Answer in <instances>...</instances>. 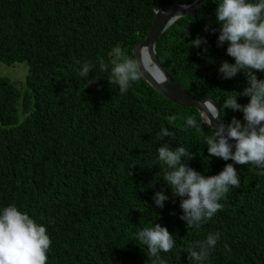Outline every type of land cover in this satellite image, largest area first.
<instances>
[{
	"label": "trees",
	"instance_id": "1",
	"mask_svg": "<svg viewBox=\"0 0 264 264\" xmlns=\"http://www.w3.org/2000/svg\"><path fill=\"white\" fill-rule=\"evenodd\" d=\"M194 1L163 0V6ZM219 3L208 0L182 17L156 48L189 94L222 109L235 93L247 105L242 93L250 85L243 72L227 80L219 72L224 61L235 63L227 44L217 46ZM157 8V0H0V63L29 69L26 92L0 77V211L15 205L46 227L47 264H153L137 233L156 223L175 239L156 264H191L187 250L215 233L217 244L202 264H264V175H258L264 170L210 157L205 137L213 130L197 109L167 100L141 79L123 95L108 81L121 55L135 58L133 43L146 38ZM197 38L204 43L191 47ZM85 62L93 65L88 77L79 74ZM222 113L224 123L243 122L242 112ZM171 116L177 119L169 123ZM189 116L200 131L186 126ZM162 126L174 135L159 141ZM163 144L185 147L195 158L183 162L205 177L226 164L236 168L240 187L199 228L180 219L181 200L163 181ZM160 191L169 197L162 209L153 200Z\"/></svg>",
	"mask_w": 264,
	"mask_h": 264
},
{
	"label": "clouds",
	"instance_id": "2",
	"mask_svg": "<svg viewBox=\"0 0 264 264\" xmlns=\"http://www.w3.org/2000/svg\"><path fill=\"white\" fill-rule=\"evenodd\" d=\"M159 11L160 9H156V12ZM215 14L220 26L217 46L227 44V55L235 60L234 64L224 61L219 72L225 80L243 72L250 86L242 95L250 97V102L247 105L239 104L238 94L235 93L236 95L226 99L222 109H218L212 102L204 104L206 115L203 123L213 130L211 136L205 137L207 150L210 157L231 160L241 166L251 164L264 170V80L258 79L255 74L264 73V0H220ZM208 30L206 27L205 31ZM212 31L215 32L216 29ZM138 42L142 41L134 42L133 46ZM202 43L204 41L197 38L192 41L191 47L199 48ZM92 69L93 65L85 62L79 74L88 77ZM100 70H108L102 59ZM145 74L159 84L166 82L163 70L153 62L147 46L140 49L138 57L121 55L119 62L114 61L108 81L111 85H118L120 94L123 95L128 92L132 82L140 79L143 81ZM228 109L242 112L243 122L233 117L230 123L221 122L213 126V119L220 120L222 110ZM166 119L171 123L177 117ZM186 126L201 130L192 116L187 117ZM173 135L168 128L162 126L156 139L162 141ZM233 140L236 141L235 151L230 143ZM182 158L192 160L195 155L183 146L173 149L168 144H163L158 148V162L161 166H166L163 167V181L171 188L173 197L180 198L183 211L180 219L191 230L193 227L199 228L203 222L211 220L222 210L223 204L220 201L227 197L231 188L238 189L241 182L233 164H226L218 175L205 177L184 163ZM258 175H264V171H260ZM168 199L163 191L157 192L153 197L155 206L161 209ZM137 239L147 246L149 258H155L153 264L160 260V252L168 253L175 245L173 235L166 227L157 223L154 227L138 231ZM218 239L219 233L209 234L206 241H197L190 247L187 254L191 264H202ZM50 247L51 239L46 227L30 218L26 212H22L15 205H9L0 211V264H47ZM225 248L228 246L225 245Z\"/></svg>",
	"mask_w": 264,
	"mask_h": 264
},
{
	"label": "water",
	"instance_id": "3",
	"mask_svg": "<svg viewBox=\"0 0 264 264\" xmlns=\"http://www.w3.org/2000/svg\"><path fill=\"white\" fill-rule=\"evenodd\" d=\"M208 0H196L191 4L187 5H176L168 10L164 9L163 0H157L159 12H156L155 21L150 28L147 37L144 41L135 43L133 46V52L135 57L139 56L140 49L147 46L152 55L153 62L157 64L164 72L166 76V82L164 84H159L153 80V78L145 74L143 81L146 82L152 89H154L158 94L164 96L166 99L173 101L182 107L195 108L199 111L202 116L203 122L205 118L206 109L204 104L206 102H212L216 105L218 109L219 106L212 99L208 100H197L195 97L191 96L182 86H180L169 74L168 70L160 64L156 46L159 38L163 35L172 25H174L182 17L194 15L197 10L202 7ZM209 118L211 119V114L209 113ZM223 122V114L221 112V119H213V126L218 125ZM207 125V124H206ZM233 145V151H235L236 141H230Z\"/></svg>",
	"mask_w": 264,
	"mask_h": 264
},
{
	"label": "rangeland",
	"instance_id": "4",
	"mask_svg": "<svg viewBox=\"0 0 264 264\" xmlns=\"http://www.w3.org/2000/svg\"><path fill=\"white\" fill-rule=\"evenodd\" d=\"M29 74V69L26 64H16L13 66H7L0 63V77L10 80L13 84L15 83L20 90L26 92V78ZM31 93V92H30ZM29 102H33V98ZM20 119L23 120L22 115H19Z\"/></svg>",
	"mask_w": 264,
	"mask_h": 264
}]
</instances>
